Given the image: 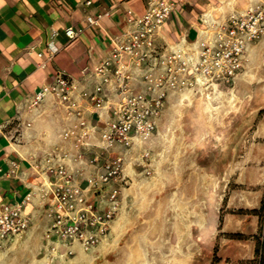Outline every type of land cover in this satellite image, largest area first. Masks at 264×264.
Returning <instances> with one entry per match:
<instances>
[{"label":"crops","instance_id":"1","mask_svg":"<svg viewBox=\"0 0 264 264\" xmlns=\"http://www.w3.org/2000/svg\"><path fill=\"white\" fill-rule=\"evenodd\" d=\"M151 1L0 0V203L25 199L24 213L29 219L22 234L0 243V258L12 250L62 251L54 237L46 236L52 222L51 191L57 180L48 166L63 164L78 182L85 184L105 160L122 154L125 165L119 184L129 182V159L145 149L151 135L135 137L129 148L118 143L108 146L102 140V128L112 119L108 104L120 98L115 69L122 65L130 75L132 91L150 94L144 75L161 72V54L173 49L196 54L201 42L213 40L217 23L257 0H172L175 8L155 36L153 54L140 61L128 54L118 62L112 60L106 73L109 80L104 81L103 75L96 74V66L112 57L117 42L133 27V18L143 15ZM69 27L74 30L73 36L67 34ZM263 41L264 37L250 44L244 68L235 82L247 73L244 69L249 66L251 54ZM58 73L73 84L69 101L46 93L34 104L36 94ZM98 85L102 86L100 96L105 107H97L83 96L84 92H94ZM197 92L169 91L155 117L156 128L164 123L162 116L172 96L180 98ZM77 111L91 127L81 143L77 141L81 131ZM129 189L121 188L120 204ZM253 219L259 225V216L253 215ZM255 244L253 241L254 248ZM219 255L225 260L229 250H219Z\"/></svg>","mask_w":264,"mask_h":264},{"label":"rangeland","instance_id":"2","mask_svg":"<svg viewBox=\"0 0 264 264\" xmlns=\"http://www.w3.org/2000/svg\"><path fill=\"white\" fill-rule=\"evenodd\" d=\"M251 56L232 85L171 97L164 123L129 159L130 189L102 241L72 254L12 250L0 264H259L264 41Z\"/></svg>","mask_w":264,"mask_h":264},{"label":"built area","instance_id":"3","mask_svg":"<svg viewBox=\"0 0 264 264\" xmlns=\"http://www.w3.org/2000/svg\"><path fill=\"white\" fill-rule=\"evenodd\" d=\"M174 8L172 0H152L143 15L133 18V27L117 42L112 57L96 66V74L103 75L104 81H108L106 73L110 65L113 61L118 62L124 54L138 61L151 56L155 36ZM67 34L73 36L74 30L67 28ZM262 37L264 0H257L217 23L213 40L201 42L196 54L183 49L161 54L158 59L161 72L144 75L150 94L132 91L130 75L122 65L118 66L114 73L120 98L116 103L108 104L112 119L106 121L102 128V140L108 146L118 143L129 148L135 137L143 139L150 136L156 130L155 117L160 114L169 91L213 90L220 84L232 85L244 68L250 44ZM72 89L71 80L58 73L52 83L36 94L33 103L46 93L61 101H69ZM101 91L102 86L98 85L94 92H84L83 96L97 107H105ZM77 115L80 116L81 112L77 111ZM79 124L81 131L77 141L81 143L91 127L83 118ZM124 165V156L117 154L105 160L93 175L86 178L85 184L78 182L73 172L63 164L48 166L57 180L51 191L52 222L46 236L54 237L62 254H72L76 244L85 250L90 249L107 236L120 208L122 186L119 183L123 179ZM25 204V199L0 203V243L28 228Z\"/></svg>","mask_w":264,"mask_h":264},{"label":"trees","instance_id":"4","mask_svg":"<svg viewBox=\"0 0 264 264\" xmlns=\"http://www.w3.org/2000/svg\"><path fill=\"white\" fill-rule=\"evenodd\" d=\"M258 211V210H257ZM264 211V201L262 203L261 208L259 209V211L257 212L258 216L260 219H262V214ZM258 246H256L255 251L256 252H261V259L259 261V264H264L263 258H262V250L264 249V227L262 228V232L261 235L259 234L258 236V240H257Z\"/></svg>","mask_w":264,"mask_h":264}]
</instances>
